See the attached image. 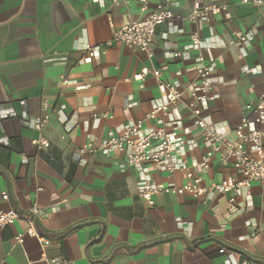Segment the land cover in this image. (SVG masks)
<instances>
[{
  "label": "crops",
  "instance_id": "1",
  "mask_svg": "<svg viewBox=\"0 0 264 264\" xmlns=\"http://www.w3.org/2000/svg\"><path fill=\"white\" fill-rule=\"evenodd\" d=\"M195 1L227 8L190 22ZM156 3L141 11L136 1L0 0V210L19 215L0 232V264H47L36 238L14 243L31 220L50 241L47 258L61 256L63 264H224L227 254L237 264H264V183L239 191L233 207L219 191L198 198L158 194L149 207L136 193L138 171L127 166L125 154L79 152L140 120L143 129L163 128L185 140L177 161H200L208 146L193 122L187 88L201 64L213 68L201 118L234 141L241 119L251 117L245 106L264 91V6L170 0L178 18L156 28L151 57L112 41L116 29ZM194 34L198 48L191 45ZM241 34L249 39L238 44ZM87 45L100 52L90 61ZM143 68L150 74L135 80ZM166 82L182 95L166 114L148 119L153 105L165 100ZM44 114L49 121L38 130L34 123ZM38 139L49 146L33 145ZM209 165L194 172L202 186L236 174L217 158ZM149 175L160 185L187 181L181 172Z\"/></svg>",
  "mask_w": 264,
  "mask_h": 264
},
{
  "label": "built area",
  "instance_id": "2",
  "mask_svg": "<svg viewBox=\"0 0 264 264\" xmlns=\"http://www.w3.org/2000/svg\"><path fill=\"white\" fill-rule=\"evenodd\" d=\"M112 1L115 5L121 4L124 6L136 1L140 5L141 11H146L149 3L153 0ZM242 2L252 3L255 6H264V0H242ZM226 8L224 4L203 5L199 1H195L191 12L186 18L190 22L206 20L211 15L222 13ZM174 18L178 17L174 15L170 7V0H157L153 10L144 17L131 19L116 29L112 35V41L124 44L133 51L142 52L151 57V46L156 28ZM248 39L249 35L241 34L237 38V43H246ZM199 44V37L195 34L192 35L191 45L198 48ZM84 51L86 61H90L100 53L96 47L90 45H87ZM172 56L177 57L178 53H173ZM199 61L202 62V57L200 56ZM149 74L150 71L147 68H143L134 76V79L142 80L143 77ZM195 74V81L189 84L187 90L191 99L188 106L193 122L199 129L203 141L208 146L200 161L192 165L177 161L175 154L185 145V140L174 133L167 132L163 128L143 129V123L140 120L127 123L119 134L110 135L101 144L87 143L79 149L80 153L125 154L127 166L138 171L136 193L149 207L154 205V196L158 194L174 196L189 194L194 198H198L209 191H219L224 195H229L228 202L233 207L235 196L239 191H249L252 183L256 181L264 183V91L259 95L256 102L248 103L245 106V110L251 117L247 115L241 119L239 125L235 128V140L229 141L200 116L202 106L213 87V68L201 64L197 67ZM152 75L158 78L160 72L157 70L152 71ZM62 80L63 84L67 83L65 79ZM164 88V102L153 105L146 116L148 119L154 118L157 113L166 114L169 107L175 104L182 95V91L175 83L166 82L164 83ZM43 108H47L46 103L43 104ZM48 121L49 114H44L42 118L34 123V127L40 130L45 127ZM32 144L40 148L49 146V143L44 139L34 140ZM211 158H217L222 164H229L235 171L236 176H228L218 183L202 186L201 179L195 176L194 172L197 169H209V160ZM150 171L164 172L169 176L176 172H181L187 181L181 186L174 184L160 185L149 175ZM2 199L4 201L8 200L6 192L2 193ZM31 214L33 216L38 215L39 209L33 206ZM18 217L19 215L13 210H0V232L13 225ZM24 235L34 237L39 241L44 253L43 258L47 264H63L64 260L61 256L47 258L45 251L50 246V241L38 233L32 220L29 222L24 234H18L14 237V243L21 245ZM226 252L224 247L218 250L221 255H225ZM226 256L224 264H237L231 259L229 254ZM239 264L251 263L243 260Z\"/></svg>",
  "mask_w": 264,
  "mask_h": 264
}]
</instances>
